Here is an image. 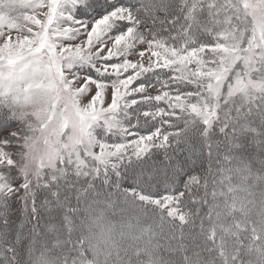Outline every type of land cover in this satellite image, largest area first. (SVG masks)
Listing matches in <instances>:
<instances>
[{"label": "snow or ice", "instance_id": "obj_1", "mask_svg": "<svg viewBox=\"0 0 264 264\" xmlns=\"http://www.w3.org/2000/svg\"><path fill=\"white\" fill-rule=\"evenodd\" d=\"M0 264H264V0H0Z\"/></svg>", "mask_w": 264, "mask_h": 264}, {"label": "rangeland", "instance_id": "obj_2", "mask_svg": "<svg viewBox=\"0 0 264 264\" xmlns=\"http://www.w3.org/2000/svg\"><path fill=\"white\" fill-rule=\"evenodd\" d=\"M259 195V191L257 190V196Z\"/></svg>", "mask_w": 264, "mask_h": 264}]
</instances>
